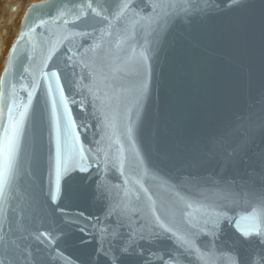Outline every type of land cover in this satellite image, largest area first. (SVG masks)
<instances>
[{
    "label": "water",
    "instance_id": "95a60500",
    "mask_svg": "<svg viewBox=\"0 0 264 264\" xmlns=\"http://www.w3.org/2000/svg\"><path fill=\"white\" fill-rule=\"evenodd\" d=\"M46 5L48 7L42 13L36 14L43 15L48 23L39 32L29 31L28 38L20 45L17 67L13 69L12 86L7 97V106L15 122H19L21 113L27 112L24 121L26 143L23 135L21 138L23 168L27 174L23 170L19 173L16 195L20 197V204L27 209L25 227L33 236L28 241L33 249L30 264H106L100 258V252H104L109 260L114 258V264H155L153 252L168 247L169 242L152 237L146 240L136 237L126 239L116 232H109L105 227L110 223V218L105 216V202L96 193V185L93 184L99 176L96 184L103 182L105 186L120 188L123 197L125 187L132 189L131 182L122 185L116 172L106 167L99 170L93 167L87 181L82 179L86 173L72 172L68 177L62 174L59 188L54 187L55 133L49 122L44 93L37 88L31 104H28L24 89L31 91L28 87L30 79L39 78L49 48L62 51V46L69 39L76 44L83 43L77 36L91 32V26L100 25L99 18L91 14L85 2L73 5L66 0H52ZM93 7L99 11L97 5L93 4ZM104 7L109 5L105 4ZM198 7L206 11L192 21H176L154 46L153 59L149 61L146 93L134 119L138 155L145 169L161 179H167V175L181 180L191 176H208L217 180L221 176L229 179L244 177L254 187H262L264 0H243L239 5H230L226 0H212V3ZM58 8L83 9L82 15L74 22L75 27L71 20L61 23ZM140 8L144 10L141 15H144L147 5L141 4ZM113 28L120 31L119 21L103 26L104 39L98 36L96 41L99 48L105 46ZM149 46L153 47L151 33ZM57 57H60V51L48 63L62 67L60 83L64 84L66 98L75 97L85 106L82 109L78 104L69 102L70 114L74 120L82 118L92 125L95 112L89 105L94 96H99L100 89L94 87L92 81L84 79L88 69L83 61L73 71L71 67H64L63 57ZM18 77L22 83L18 82ZM49 82L53 83L51 77ZM5 99L2 104V126L8 127L5 123L8 114ZM109 115L112 116L110 123L113 127H105L101 131L96 126L88 131H78L81 141L91 147L103 139L101 147L111 154L115 151L116 139H119V113ZM238 116L243 117L240 126L248 130L251 141L242 146L240 156L229 164L224 151L232 141L222 142L220 133L229 123H236ZM114 129L117 133L115 137ZM149 159L153 167H149ZM50 189L58 197L55 203L50 202ZM135 195L138 194L132 189V196ZM69 210L83 213L86 218H99L101 223L97 225L94 220L90 224L85 220H74L66 215ZM81 226L89 231L81 232ZM36 231L51 232L57 239L50 246L37 243L34 239ZM121 231L126 229L117 230ZM144 234L147 235L146 232ZM45 238L49 237L46 235ZM211 239L205 235L197 243ZM251 239L255 243V237ZM216 242L235 247L242 253L249 247L233 226L227 223L223 224ZM117 248L121 250L118 252ZM228 255L225 254L223 262L218 258L215 264H230ZM181 264L186 262L182 261Z\"/></svg>",
    "mask_w": 264,
    "mask_h": 264
},
{
    "label": "snow or ice",
    "instance_id": "6c2138e0",
    "mask_svg": "<svg viewBox=\"0 0 264 264\" xmlns=\"http://www.w3.org/2000/svg\"><path fill=\"white\" fill-rule=\"evenodd\" d=\"M66 2L73 5L78 2L87 3L91 14L99 18L100 26H91V32L77 36L83 43L76 44L69 39L62 46V51L55 47L49 48L39 78L30 79L28 87L31 91L24 89L28 104H31L37 88L44 93L49 122L55 133L54 187L59 188L62 174L68 177L72 172L86 173L82 179L87 181L93 167L97 170L106 167L116 172L122 185L131 182L132 189L138 195L132 196V189L125 187L122 197L120 188L105 186L103 182L96 184L99 176L93 184L96 185V193L105 202V216L110 218L109 225L105 227L109 232H116L126 239L136 237L146 240L152 237L163 238L169 242L168 247L153 252L155 264H181L182 261L186 264H215L218 258L223 262L225 254H229L227 259L230 264H264V186L254 187L244 177L229 179L221 176L217 180L208 176H191L181 180L165 174L167 179H161L145 169L134 137V119L146 93L149 61L153 59L155 44L176 21H192L206 11L198 6L212 3V0ZM226 2L239 5L243 0ZM93 4L97 5L99 11ZM105 4L109 7L105 8ZM141 4L147 5L144 15H141V11H144L140 8ZM46 7V4L37 5L29 12L24 22V31L12 50V63L3 81L5 110L8 113L5 123L9 126H0V132L3 133L0 138V264H30L33 259V249L28 243L33 236L25 227L27 209L20 204V197L16 195L19 173L23 170L27 174V170L23 168L21 146L22 135L25 143L27 139L24 128L27 112L21 113L19 122H15L7 106V97L12 86L13 69L17 67V51L28 38L29 31L39 32L48 23L43 15L36 14L42 13ZM82 12L83 9L76 8L57 9L61 23L71 20L73 27ZM117 21L120 23V31L113 28L105 46L99 48L96 41L98 36L104 39L103 26ZM149 33L153 47L149 46ZM57 51H60V57L64 59V67H71L73 71L83 61L88 69L84 79L92 81L93 86L100 89L99 96H94L89 105L95 112V122L92 125L82 118L74 120L70 114L69 102L78 104L82 109L85 106L83 101H77L75 97L66 98L64 84L60 83L62 67L56 63L49 65L48 61L53 60ZM76 75L79 76L80 73ZM49 77L53 83L49 82ZM18 82L22 83L19 77ZM116 112L119 113V139L115 141L113 153L109 154L101 147L103 139L95 147L81 141L78 129L88 131L99 126L103 131L105 127H113L109 113ZM242 119V116H238L236 123H229L220 133L222 142L232 141L224 151V157L229 164L240 156L242 146L251 141L248 130L240 126ZM95 135L99 136L100 133ZM116 135L114 129L113 136ZM148 165L153 167L150 159ZM155 184L159 186H154ZM48 195L50 202L57 201L58 197L51 189ZM66 215L74 220H85L89 224L92 220L97 225L101 223L99 218H86L80 212L69 210ZM224 223L233 226L240 238L248 244L246 252L217 244L216 238L222 233ZM118 229L126 231L117 232ZM205 229L209 231L206 233ZM80 231L88 232L89 229L81 226ZM46 235L48 239L45 238ZM205 235L212 239L198 244L199 238ZM252 237H255V243L252 242ZM34 239L37 243L43 242V245L50 246L57 237L51 232L36 231ZM120 250L117 248L118 252ZM99 256L106 264H114V258L109 260L104 252H100Z\"/></svg>",
    "mask_w": 264,
    "mask_h": 264
},
{
    "label": "bare ground",
    "instance_id": "6f19581e",
    "mask_svg": "<svg viewBox=\"0 0 264 264\" xmlns=\"http://www.w3.org/2000/svg\"><path fill=\"white\" fill-rule=\"evenodd\" d=\"M50 1L52 0H0V126L3 122L2 104L5 99L3 81L12 63V50L24 31L29 11ZM1 134L2 132L0 137Z\"/></svg>",
    "mask_w": 264,
    "mask_h": 264
},
{
    "label": "rangeland",
    "instance_id": "374dc122",
    "mask_svg": "<svg viewBox=\"0 0 264 264\" xmlns=\"http://www.w3.org/2000/svg\"><path fill=\"white\" fill-rule=\"evenodd\" d=\"M0 16H1V14H0Z\"/></svg>",
    "mask_w": 264,
    "mask_h": 264
}]
</instances>
